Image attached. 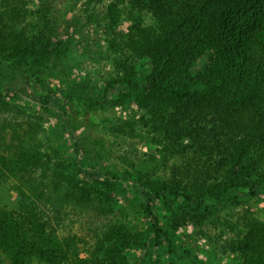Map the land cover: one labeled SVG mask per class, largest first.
Returning a JSON list of instances; mask_svg holds the SVG:
<instances>
[{
    "label": "rangeland",
    "instance_id": "rangeland-1",
    "mask_svg": "<svg viewBox=\"0 0 264 264\" xmlns=\"http://www.w3.org/2000/svg\"><path fill=\"white\" fill-rule=\"evenodd\" d=\"M41 7L47 10L44 31L53 28L68 45L59 63L31 80L33 94L51 106L7 96L9 104L0 105L11 165L37 161L41 168L28 182L34 177L38 194L54 169V195L64 196L48 212L59 252L31 264H264V185L252 196L243 168L235 188L222 194L224 173L216 156L208 158L193 143L165 149L152 132L142 90L121 85L131 76L121 65L124 40L137 25L144 36L149 28L155 33L156 19L143 6L134 9L128 2L123 9L115 0H0L2 33L9 39L38 36ZM263 13L264 3L245 24L234 25L241 79L262 88L264 50L254 30ZM132 54L128 71L149 74L150 63ZM14 58L0 48V62ZM207 62L200 60L195 71ZM78 166L93 176L80 174ZM15 184L0 190V204L9 210L18 205ZM162 184L173 196L166 203L154 200L153 210L167 236L161 246L146 247L152 231L143 192L153 194ZM0 264L8 262L0 256Z\"/></svg>",
    "mask_w": 264,
    "mask_h": 264
},
{
    "label": "trees",
    "instance_id": "trees-1",
    "mask_svg": "<svg viewBox=\"0 0 264 264\" xmlns=\"http://www.w3.org/2000/svg\"><path fill=\"white\" fill-rule=\"evenodd\" d=\"M115 2L123 5V9L128 2L134 9L143 6L157 21L158 31L154 33L149 28L147 36L138 25L132 27L120 53L125 57L121 64L126 63L125 73L131 74L121 85L142 90L144 106L153 117L152 132L161 140L159 143L172 151L173 146L193 143L208 158L216 156L215 163L224 173L222 194L235 188L243 168L248 170L249 193L254 196L264 185L261 173L264 171V88L247 85L241 79L237 61L242 57L236 53L238 39L234 25L249 21V16L259 10L264 0ZM46 11L44 7L37 11L40 34L31 40L22 36L5 37L2 33L4 17L0 13V48L13 52L15 57L13 61L0 62V86L5 94L0 93V105L9 104L7 96L9 100L51 106L48 99L41 100L33 94L31 80L38 81L48 65L59 63L68 45L53 28L44 31ZM254 39L264 50V13L257 20ZM132 52L137 59L150 63L149 74L128 71ZM205 57L208 62L201 72H196L195 65ZM4 130L5 125L0 126V190L13 180L18 205L9 210L0 204V256L8 264H31L33 259L43 260L49 251L58 250L56 228L48 212L55 211L54 201L64 196L54 195L59 192L54 183V169L48 184L39 183L43 192L38 194L34 177L33 184L28 182L41 168L37 161L11 165L13 157L8 151ZM78 172L93 176L80 166ZM45 179H48L46 175L39 181ZM143 194L144 211L152 231L151 243L145 246L159 247L167 235L153 210L154 200L166 203L173 193L162 184L153 194ZM68 198L75 206H84ZM174 226L178 227L176 222Z\"/></svg>",
    "mask_w": 264,
    "mask_h": 264
}]
</instances>
